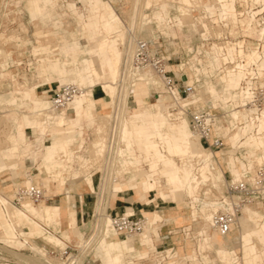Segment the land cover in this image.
I'll list each match as a JSON object with an SVG mask.
<instances>
[{
	"label": "rangeland",
	"instance_id": "1",
	"mask_svg": "<svg viewBox=\"0 0 264 264\" xmlns=\"http://www.w3.org/2000/svg\"><path fill=\"white\" fill-rule=\"evenodd\" d=\"M149 1L150 0H0V148L3 150L8 148L11 145L9 138L24 136V131L27 140L33 142L39 137V133L26 127L34 125V120L39 126H41L42 123L47 122L50 118L59 116L57 112L52 110L50 100L60 89V85L64 83L65 78L60 81V77L63 78L65 76L66 70L70 71V73H67L69 74L68 83H76L71 86L76 88L79 87L85 92L96 90L102 94L105 100H108L109 98L105 96L103 86H112L114 92L112 93L111 91L109 94L111 93V95L113 94V97H116L118 90H120L118 83L120 81L124 56L128 50L127 42L130 38L129 32L131 28H135L134 30L136 33L134 35L137 38L144 40H152L157 36L163 37L161 40H166L168 37L166 33L169 31L175 32V37L178 38L173 41L175 42V45L170 42V44H163L165 47H170L171 45V47L180 54L179 56H174L172 58L170 62V64H172L170 68L171 71L177 73L174 69L177 70L179 67L173 66L179 64L178 57H181L184 62V71L192 74V76L196 73L191 71L192 65L199 68L206 65V55L205 60H203L204 58H202V56L199 57L198 55L202 52H205V54L207 52V48H203L206 46H202L204 43L202 41V34L206 33L202 26L209 24V29L212 33V27L215 24L212 22L210 13L207 14L204 10V5L210 4V0H202L203 8L201 6L194 13V18H198L197 21L200 24L197 25L196 31H194L195 28L191 26L194 23L190 17L184 19V28L174 29L175 21L169 20L177 15L174 8L171 9L170 18H167V13L164 10V27L158 28L154 21L150 23L151 19L156 15V13L154 14L152 12L158 10V7L160 6L164 7L166 2L167 4H170L173 0H154L155 2L148 5ZM254 1L256 0H242V3H237L236 8L239 11L240 16H243L246 12L255 10L256 8L259 10L264 9L261 2ZM174 2L175 3L173 4L175 5L177 3L178 6L186 4V0H175ZM234 2L235 0H231L230 3L226 4L231 5L233 7L232 9L225 10L222 8L224 15H227V19L232 27L237 26L235 25L237 24V21H234L231 15L234 10ZM104 9L110 11L111 14L112 11L116 12V15L120 18L118 20L120 24L119 30L116 32L117 34H114L113 36H108L106 32L102 30L98 36L93 38L90 36L89 32L95 24H101L102 27L111 28L112 26H109L108 23L117 20L116 17L113 19L108 18V16L105 17ZM31 11L34 12V18H31L29 15L31 14ZM215 11H219L218 8L213 12L215 13ZM142 12L149 15L147 21H144L146 17L143 16ZM217 14L218 13L215 15V22L218 24L221 19L217 17ZM262 14L264 15V13ZM246 16L247 15H244L245 18L242 17L244 18L242 24L247 21ZM237 20H239V18H237ZM239 23L240 22H238V24ZM251 24L253 25L252 22ZM251 24L249 22L250 26H252ZM240 26L242 27L241 24ZM247 35L250 36L247 39V46L248 50H251V53H243L242 49L239 50L233 44L226 45V56H224V53L226 52L223 50V47L219 46L217 50L223 62L228 59L232 60L233 64L235 63L240 70L229 68L223 75H219V72H216V74L212 75L211 79L207 78L206 74L202 72L200 81L197 82L198 80L195 78L194 82V85L199 86L198 89L201 91L205 90L206 82L210 79L216 85L219 93L223 94L225 91L220 78L225 74L226 79L234 80L236 85H240L239 79H242V71L245 74L242 81L246 78V73L243 70L242 64H237L235 61L236 58H238V55L248 60V65L253 62L257 63L261 59V56L253 50L256 33L250 32L247 33ZM106 36L111 41L110 45L113 49H106L107 52L105 51L104 55L109 53L115 58L118 57V62L115 59V63L117 62L116 65L118 66L117 69L115 68V74H111L108 67L103 65L104 57H101L98 59L96 65V71L99 75L98 77L95 76L96 79L98 78L97 86L95 88H91L87 85L79 86L80 76L78 70L82 69L81 63L86 59L92 61L96 58L95 54L99 51V47L103 43V38ZM75 40L80 44V49L78 50V43H76ZM239 41L240 40H237L236 42L238 43ZM158 42L161 43L160 41ZM156 47L164 52V48L162 50L158 45H156ZM191 48L194 49V52H197L194 53L193 56L188 53ZM132 50L133 47H130L129 51ZM219 56L216 54V58ZM187 60L189 61V65L185 63ZM262 65L263 67L261 68H264V63ZM262 70L263 69H260V71ZM187 76V84L192 85L191 76L189 74ZM144 83L150 84L148 86L151 95L147 90L148 86H144L138 91L142 98L138 99L135 97L134 101V96L131 97L128 106L127 94L129 93V90L127 87H124V97L118 117L119 121H121V123L118 124V126L121 125V140L123 139L122 136L124 137L123 145L121 147L120 144L113 145V151H111L112 160L109 161L108 165L104 161L98 162L99 159L96 157H98L99 154L95 153L98 151L96 144L100 141L99 139L102 138L104 140V137L106 139L109 135V125L112 121L111 111L116 102L115 99L113 100L114 104H112L111 109L109 110V117L101 118L99 126L95 127V129L85 130L84 135L86 141L84 149L79 155L71 153L69 161L64 164L66 167H69L65 176L62 177V172L65 170L58 172L59 177L61 176L60 179L65 178V181H67V183L65 182V186H60V182L51 183L52 193L46 194V199H43L41 202L31 203L35 207L44 205L55 206L62 203L66 196L65 191H70L69 194L71 196L80 192L88 194L93 193L89 195L87 199L89 202L91 201L87 210L90 213V216L85 218V222L80 220V217L77 220V228L84 234L83 240L80 241L79 238L71 234V239L65 242L62 237V231L66 229L64 221L62 222L63 225H61V229H55L42 222L41 225L45 230V236H32L27 245L23 248H18L2 240L3 232L0 230V264H49L47 262L48 259L49 261L53 260V262L57 260L55 263L59 264L58 262L60 261L57 259L59 256L56 257L58 246H54L48 242L46 237L51 238L55 236L60 238L70 247V252L73 251L74 255L81 249L86 250L85 248H81V245L85 242L91 241L96 231L95 226L98 221L97 207L99 204H97V202L98 199H100L101 203L103 188L105 187V185L102 187L104 163L105 167L107 165L108 169L107 176L109 177H107V179H110L109 181L107 180L108 185L106 184V188L107 186L108 188L103 202L105 205L107 198V209L110 200L113 197L112 190H114L118 184H133L135 181L134 178L143 174L150 175L152 177L147 178V181L151 180L152 184L153 182L157 184L155 192L151 193L152 196L158 198L157 193L161 194L163 192L167 196V200L165 199L166 204L163 206H170L172 211H175L177 207L174 189L178 187L181 192L180 197L183 199L185 206H187V211L184 212H187L188 216L184 219V224L178 225L180 229H176L177 235L175 237L178 239L184 238V236L180 234L182 230H184L185 234H188L185 241L186 248L188 247V241H192L194 245L193 248H197L200 254L206 256L204 258L206 263L231 264L229 261H223L219 258L216 250L212 248L210 237L215 233L218 236L219 241L220 239H222L223 242L225 240L228 246L233 247L237 251L238 260L235 264H245L244 251L239 250L234 241H229L228 237H223L212 226V219L216 213H223L226 208L225 201L227 200L228 195V184H230L232 180L239 181L242 179L244 171H253L257 166L264 165V154L259 142L261 139L264 140V129L260 130L258 123H256V125H251L249 119L253 118L252 113H249L246 109L242 108L243 100L246 101V103L250 100L247 101V89L243 88V84L239 86V89L235 92L238 96L232 100L234 109L230 113H226L227 111L224 109V103L227 100L224 98H213L211 94L208 93L210 92L209 90L208 92L206 91V93H202L201 96L198 95L196 98L190 100H188L189 97L184 96V99L187 98L186 101L179 97L176 98L175 101V99L167 93V89L164 88L161 80L155 75H146V79L140 84L143 86ZM140 84L138 85L139 87ZM148 94L149 96L146 97V101L144 97ZM154 96H157V99L154 98ZM139 100L140 103L143 101V103L140 104L142 107L145 105L146 109L150 111L155 110V113L149 114L147 111L148 119L151 121L147 125V128L150 130L145 131L142 135H135L134 131L140 132V130H137L136 128L130 129V126L126 123H130L134 126L133 124L137 122L136 118L135 120H130V117L132 116L130 109L134 110L138 108L137 101ZM187 106H189L188 114L184 110ZM160 107L163 109L160 110ZM210 109H217L216 112L218 118L216 117L215 121L217 128L216 131L218 135L224 136L227 141L224 148L213 149L212 151L204 145L208 152H203L200 145V136L193 129L192 130L196 135L192 132L190 121H192V115L195 112L209 111ZM142 112L146 113V111ZM41 113H43V115H40ZM262 115H264V113ZM96 117L97 116L95 115V118ZM181 123H184L190 129V132L193 135L192 139L185 140L183 138H168V130H170L171 127H179ZM240 124H245V126L240 127ZM50 132L51 129L49 130V133ZM131 137L135 138L132 147ZM239 137L241 138L240 144H243L248 139H256V147L254 150L247 147L235 151L232 145L237 143ZM51 140V136H45V142ZM140 143L143 147L140 146ZM122 149L125 151L123 154L121 153L122 158L118 159V154H120V150ZM34 150L39 152L40 146L36 144ZM146 151L148 155L152 154L154 151H156V154L153 153L151 159H149L145 155ZM157 156H160L161 158H158ZM16 161L18 162L20 169L25 172L27 176L30 174H37L41 180L47 178V172L45 167L42 166L40 154L34 160L31 154H23L21 149ZM155 164L156 167L153 168L152 166ZM115 174H118L116 183L113 182V177L116 176ZM92 175L95 192H89L85 181ZM30 177L32 178L31 175ZM33 179V186H41L36 178ZM24 180L25 179L23 178L14 180L13 175L9 170L0 173V194H2L3 197L13 206H16L17 193L25 188V186L22 185ZM61 181L64 182V179ZM171 181H177V185L174 183L172 184ZM194 187L196 188L195 190H193ZM100 189H102L101 192ZM53 192L60 194V196H57L54 200H48V196L52 195ZM26 202L30 204V201ZM247 205H249V207H246L242 214L239 212L238 215H247L249 210L259 213L260 216L255 219V222L257 228H261L264 225V199ZM183 206L184 204H182L181 207ZM74 208L76 210L75 205ZM3 209L5 210V207H3ZM189 209L191 210L190 214ZM13 211L14 210H12V212ZM107 214L110 215L108 211ZM107 214L105 211L106 219L104 221L102 218V226L104 222H106L108 223V226L112 228L111 219L107 217ZM156 228L159 230L160 227L154 226L151 229H148L147 225L145 232L141 236L135 235L134 237H129V239L139 241L147 233L149 236H151L150 234H152V232L157 233ZM234 229H236V227H234ZM15 230L18 238L23 242L28 236L22 237L21 234L30 232L29 227L24 224H21L20 226L15 224ZM48 232H51L53 235H48ZM252 234V231H250L244 236L247 238H253ZM101 235V231H98L97 237L88 244L89 246L87 245V253L90 252V255L88 258H84L85 256L82 257L81 262L84 261L85 264H102L98 259V243L95 242V240L97 241ZM64 237L66 236L64 235ZM118 238L121 240L126 239L121 236ZM206 239H208L207 243L205 241ZM158 243V237H154L152 246L155 245L158 250L157 252H160L164 249L158 248ZM33 244L38 245L39 247L36 248L41 249L43 254L47 251V255L42 256L41 253H37L36 250L31 249ZM177 244L180 245L179 243ZM219 245L222 247V244ZM216 247H218L217 243ZM257 247L259 246L257 245ZM140 248L142 251L147 249V247ZM148 252L149 258L142 261L141 264H159V262L165 259L166 254L160 257L158 253H153L149 250ZM130 258L131 257L128 258V261H130ZM170 261H172V259ZM168 262L169 260L165 259L163 264H168ZM171 263L173 264V262ZM184 263L192 264L187 261Z\"/></svg>",
	"mask_w": 264,
	"mask_h": 264
},
{
	"label": "crops",
	"instance_id": "2",
	"mask_svg": "<svg viewBox=\"0 0 264 264\" xmlns=\"http://www.w3.org/2000/svg\"><path fill=\"white\" fill-rule=\"evenodd\" d=\"M174 1L175 0L170 2V4L168 3L169 5L166 2L164 7L160 6L162 9L158 7L159 9L154 11V14L156 13V15L153 18V21L157 24L156 26L158 28L164 27L165 17L163 13H165L166 11L167 18H170L172 8H174V10L177 12L176 13L177 15H175L173 19L170 18L169 20H174L176 24L175 26L178 29L183 28L184 18H182L181 16L185 15V13L187 12L186 7L189 5V1L186 0V5L184 6H178L177 3L175 4L176 5L175 6L173 4L175 3ZM153 2L155 1L150 0L148 5H151ZM237 3H242V0H235L234 2V10L232 12L233 14H231L232 19L234 21H238L237 18H239L240 16L239 11L236 8ZM29 15L31 18H34L33 11H31V14ZM104 16L105 17L108 16V18H112V19L116 17L117 20H113L108 23L109 26H112L111 28L102 27L101 24L98 25L95 24L94 27H92V29L89 32L91 37L95 38L102 32V30H104L108 36H113L114 34H117L116 32L119 30V25H120L118 20L120 18L116 15V12L112 11L111 14L110 11L105 10ZM166 35L168 36L167 41L175 45V42L173 41H175V39H178L177 37H175L176 36L175 32L169 31L168 33H166ZM245 42H247V40L240 42L239 44L236 45L233 44V45L236 46L239 50L242 49L243 53H251V50L248 51L244 50ZM76 43H78V47H77L78 50L80 49V44L78 41H76ZM110 44L111 41L106 36L105 38H103V43L102 45H100L99 51L95 54L96 58L92 61L86 59L81 63L82 69L78 70V74L80 76L79 86L87 85L91 88H95L97 86L98 78L96 79L95 76L98 77L99 75L96 71V65L98 63V59L101 57H104L103 65L108 67L110 73H111L110 70L111 68H113L114 70L115 68L117 69L118 66L116 65V63L118 62V57L115 58L113 57L112 54L109 53L105 54L106 56L104 55L106 49L107 50L113 49V47ZM219 46L221 45L214 44V47L211 50V52L208 51L206 52L207 64L204 65L202 68L196 67L194 65L191 66L192 70L191 69L189 70L193 71V73L199 72L197 73L198 76L196 73L192 76V74L186 72L185 75L187 76L189 74L192 78V85H194L195 78L198 81H200L202 72L206 74L207 78L211 79L212 75L216 74V72H219V75H223L229 69L224 67V63L226 61L223 62L221 57L219 56L220 54H218L217 50ZM192 51H194V49L191 48L189 49L188 53H191ZM216 54L219 57L216 58ZM226 55L227 53H224V56ZM239 57L241 56L238 55V58ZM238 58H236L235 60L236 62ZM115 59L117 61L116 63H115ZM227 61H232V60L228 59ZM181 68H184V65H182ZM174 70L177 71L176 69ZM67 73H70V71L66 70L65 76L63 75L64 76L63 78L60 77V81H62V79L65 78L64 79L65 84L68 83L69 74ZM225 75L220 78V81L223 84L225 91L223 94L219 93L216 85L210 79L206 82V89L202 91L200 90L199 92L201 95L202 93H206V91L208 92L209 90L210 92L208 93H210L213 98H224L225 100H227L224 103V109L227 111L226 113H230L234 109L232 100L233 98H236L238 96V94L235 92L239 89V86H241V84L245 82V79L238 86L236 85L234 80L226 79ZM64 83L61 84L60 86L63 87L65 85ZM148 85L150 84L144 83L143 86L140 84V87H144ZM103 89L105 90L104 91L105 94L107 92L106 95L107 98H109L108 100H105L102 94L99 93L98 91L90 90L88 92H85V95H83L82 97L77 98L75 102L71 104L69 110L58 113L59 116L50 118V120H48L47 122L42 123L41 126H39L34 120V125L26 127L29 129H33L34 132L36 133H39V137L36 138L33 142L27 140L25 131L23 132L24 136L9 138L11 145L5 150L0 148V173L8 170L11 171L14 180H18L19 178L25 179L24 182L22 183V185H24L25 187L29 185H34L33 178H36L37 182L39 181V184L41 185L39 187L45 188L48 193H52L51 183L60 182V186H65L67 181H65V178H63L64 182H62L61 180L63 179H60L61 176L59 177L58 172L65 170L64 172H62V177H64L65 173L69 168L66 167L64 164L69 161L71 153H74L75 155L81 154L82 150L84 149V145L86 141L84 135L85 130L95 129V127L99 126L101 118L109 117L110 115L109 110L111 109V106L114 103L113 101L114 97L113 94L111 95V93L109 94V92L111 91L112 93L114 92L113 87L103 86ZM246 89H247L246 92L250 91L251 93L250 85ZM147 90L151 95L149 86ZM149 94L145 95L144 97L146 101H147L146 97H148ZM36 95H37V91H36ZM135 97L138 99L142 98V96H140L139 93H135ZM154 98L157 99V96H154ZM137 103H138V108L134 110L130 109V112L132 114L130 120H135L134 118L137 116V114L140 115L142 119L137 120V122L135 123L136 125L133 124L134 126H132L130 123H126V124L130 126L129 127L130 129H134V128L137 129L138 126H142L145 132L147 130H150L147 128V125L151 122L148 119L147 111L149 112V114H152L155 113V110L150 111L145 108V105L144 107H142V105L140 104H142L143 101L142 103H140L139 100L137 101ZM162 109L163 108L160 107V110ZM142 111H146V113ZM95 115L97 116L96 118ZM50 129L51 132L49 133ZM46 135L51 136L52 140L49 142H45ZM134 139H135L134 137H131V147L133 145ZM240 143H241V138L239 137L237 143L232 145L235 151L247 147L254 150V148L256 147L255 145L256 139L255 140L248 139L243 144ZM36 144L40 146L39 152H36L34 150ZM200 145L202 147L203 152L205 151L208 152V150L205 147H203L202 143H200ZM140 146L143 147L141 143ZM21 149L23 151V154L24 153L31 154L34 160L40 154L42 159V166L45 167L47 172V178H43L41 180L38 177L39 175L30 174L32 176L31 178L30 175L27 176L26 173L20 169L16 159L18 158ZM124 151L125 150L122 149L121 153L123 154ZM153 153L156 154V151H154ZM152 154L148 155L146 151L145 155L146 157L151 159ZM158 158L161 157L159 156ZM152 167L153 168L156 167V164ZM243 176L244 174H242V177ZM149 177L152 176L143 174L139 177L134 178L135 181L133 179L134 182L133 184L131 183L132 185L130 183L118 184L116 188L112 190L113 197L110 200L108 209H107L108 200L106 198L104 205L105 207L104 213L106 211L107 214L108 211V213H110L112 217L120 216L126 212L128 214L134 213L137 218L143 217L148 219L150 224L152 225L151 228L154 226L160 227L159 230L156 228L157 233L152 232V234H150L151 236L144 235V237L139 241L129 239V237H127L124 240H121L118 238L119 235L117 234V232L113 228L109 227L108 223L104 222L101 228L102 235L97 241L95 240V242L98 243L99 261L102 264H141L142 261L149 258L148 250L153 253H159L157 252L158 250L156 246L155 245L152 246L153 238L158 237L159 243L157 244V247L164 249L161 250L160 252L166 254L165 259L169 260L168 264H170L171 262H173V264H185L184 262L186 261L191 262L192 264H212V263H206L204 261V258L206 256L200 254L197 248L196 249L193 248L194 245L192 241H188V247L186 248L185 241L187 238L186 236H188V234L186 235L184 230H182V232L180 233L182 236H184V238L178 239L175 237L177 235L176 229L178 228L180 229L178 225L184 224V219L186 218V216H188L187 212H184L187 211L186 210L187 206H185L183 199L180 197L181 192L179 191L178 187L174 189L177 207L175 211H172L170 206H163L164 204H166V200H167V196L163 192L161 194L157 193L158 198L152 196L151 193L155 192V188L157 187V184L155 182H153L152 184L151 180L147 181V178ZM85 181L89 192H95L93 175L88 177ZM171 182L172 184L174 183L175 185H177L176 184L177 181L175 182L171 181ZM195 189L196 188L194 187L193 190ZM65 192H66V196L64 197L60 205H55V206L44 205L40 207H35L31 203L29 204L27 202L26 203L24 202L22 208L13 206L9 201H7L3 197L2 194H0V230H2L3 232L2 240L18 248L20 247L23 248L27 245L29 239L32 236L33 237L45 236L44 234L45 230L41 225L42 222H44L46 225L52 226L55 229H61L62 227L61 225H63L62 222L64 221L66 229L62 231V237L64 238L63 240L67 241L71 239V234H73L77 238H79L80 241H82L84 234L80 232L79 229L77 228L78 227L77 220L80 217V220L85 222V218H88L90 216V213L87 210L89 208V205L91 204V201L89 202L87 199L88 196L93 193L88 194V193L80 192V193H76L74 196H71L69 194L70 191H65ZM57 196H60V194H56L53 192L52 195L48 196V200L51 199L54 200L56 199ZM74 198H75V203H74ZM1 199L5 201V204L1 202ZM97 204H98L97 219H98L100 199H98ZM182 204H184L183 207H181ZM74 205L76 206V210L74 208ZM3 207H5V210L3 209ZM12 210L14 211L12 212ZM190 212L191 210L189 209V214ZM259 216H260L259 213L254 212L252 210H249L247 215L239 216L236 229H234L227 236L229 241L235 242V245H237V248L239 250L244 251L243 253H244L245 264H264V225L261 228H257V224L255 222V219ZM15 224L19 226L21 224H24L29 227L30 229L29 233L21 234L22 237L28 236L27 238H25L24 242L18 238L17 232L15 230ZM250 231H252L253 233L252 235L254 239L247 238L246 236H244L245 234H248ZM48 235H53V234L51 233ZM64 235L66 237H64ZM46 240H48V242H50L54 246L61 247V245L58 242H56L52 237L51 238L46 237ZM205 241L207 243L208 239H206ZM210 241L212 248L216 250V253L219 258H221L223 261H229V263L231 264L237 263L238 260L237 251L233 247L228 246L225 240L224 242L222 241V239H220L219 241L218 236L215 233H213L210 237ZM177 243H179L180 245H178ZM216 243L218 247H216ZM219 244H222V247H220ZM257 245L259 247H257ZM34 246L39 247L38 245L33 244V247H31V249H33ZM140 247H147V249L142 251ZM164 254H161L160 256ZM129 257H131L130 261H128ZM171 259L172 261H170Z\"/></svg>",
	"mask_w": 264,
	"mask_h": 264
},
{
	"label": "built area",
	"instance_id": "3",
	"mask_svg": "<svg viewBox=\"0 0 264 264\" xmlns=\"http://www.w3.org/2000/svg\"><path fill=\"white\" fill-rule=\"evenodd\" d=\"M259 6V5H258ZM199 8H193L190 13V19L193 21L194 24L192 26L197 27L199 22L197 21L198 18L195 17V12ZM258 9V8H257ZM259 10V9H258ZM206 12V11H205ZM263 12H259L258 16L256 18L260 21L258 28H261V26H264V15ZM207 14H209L207 12ZM247 15V14H244ZM243 15V17H244ZM242 18V17H241ZM228 22V21H227ZM200 25V24H199ZM222 26L226 27V22L223 21L221 23ZM228 25V24H227ZM209 26V24H208ZM216 27V24L212 27V33L210 32L209 27H203L205 32L203 33L202 41L204 42L202 46H206L203 48H207L206 51L211 52L212 43L213 41H218L221 47H223V50L227 53V44L232 42L233 44H237V40H247L248 36L245 34L244 29L240 28V33L242 32V35L238 36L237 38H232L231 35L225 34L222 38H218L214 34V29ZM229 27V26H227ZM195 28L194 30H196ZM257 34V33H256ZM206 36V39L204 38ZM163 37H154L152 40H144L137 38V43L134 48V52L129 60L123 61V68H122V83L121 85H130L133 86L140 81V76L142 73L145 72H151L155 75H158L159 77L163 78L164 85L167 89V93L171 95L175 101L176 97L174 94V91H177V95L182 100L184 99V96L190 97V95L195 94L196 88L193 85H188L187 82L183 79L185 71L182 70L180 67L184 62L182 61L181 57H178L179 64L174 65L173 67L177 66L180 67L177 69V73L174 71H171L170 64L172 58L175 56H179L180 54L177 53L174 48L171 47H165L163 44H170L166 40H161ZM167 39V38H166ZM160 41L161 43H159ZM206 43V44H205ZM160 49L163 50L162 52ZM254 46L256 50L261 53L263 59H264V39L260 37L255 36L254 38ZM169 48V49H168ZM244 49L247 51L248 46L247 42L244 44ZM173 50V51H172ZM194 52L192 51L190 54L193 56ZM205 52H202L200 56L204 58L205 60ZM187 59V58H186ZM241 63L242 65H245L247 60L246 59H238L237 61ZM187 65H189V61H185ZM236 64H233V61H226L224 63V67H230L234 69ZM252 70L255 71V75H251L250 79L253 81L254 84V90H253V99L251 102H248V107L256 110L257 113H261L264 110V85H262V78L258 75V70L256 65H252ZM104 92V91H103ZM105 94V93H104ZM81 95V90H79L76 87L73 86H66V87H60V89L54 94V96L51 98V103L53 105V108L57 113H60L62 111L69 110L71 107V104L74 102L75 98ZM107 97V95L105 94ZM133 97V95L130 96V98ZM129 98V99H130ZM135 101V99H134ZM190 106V105H189ZM189 106L185 107L184 110L188 114ZM217 109H210L209 111H198L195 112L192 115V121L191 125L195 132L198 133L200 136V141L204 145H206L209 150L213 149H220L224 148L226 146L227 139L222 136L218 135L215 118L217 116ZM240 127L245 126V124H240ZM250 171V170H249ZM245 175L243 179L239 182H233V180L228 184L227 187V194L228 196L238 197V201L234 203V211L233 212H223L218 213V215L215 216L214 220V228L222 235H228L232 232V228L236 223V216H238V213L241 212L242 208L247 205L254 202H257L258 200L264 199V165L257 166L252 173L250 172H243ZM47 190L43 187L39 186H32L31 188L25 187L20 190V192L17 193L16 197V206L18 208L23 207V203L26 201H30V203L34 202H41L43 199H46ZM20 206V207H19ZM111 218V224L112 227L116 230L117 234L121 237L127 238L128 235L134 234V235H140L144 231L145 226V220L144 218H137L134 213L128 214L127 212L120 215L112 217ZM86 250H79L77 251V254L74 255L73 251L70 252V247L66 245V247L61 248L58 246V253H56V257L59 256L60 262L59 264H85L84 261L81 262L82 257L88 258L90 255V252H88L87 246L85 247ZM47 254V251L45 255ZM159 255L164 254L159 252ZM161 257V256H160ZM162 260L159 262V264H163ZM91 264V263H88Z\"/></svg>",
	"mask_w": 264,
	"mask_h": 264
},
{
	"label": "bare ground",
	"instance_id": "4",
	"mask_svg": "<svg viewBox=\"0 0 264 264\" xmlns=\"http://www.w3.org/2000/svg\"><path fill=\"white\" fill-rule=\"evenodd\" d=\"M139 1H141V0H139ZM188 1H190V3H189V5L186 7L187 8V12L185 13V15H182L181 17L182 18H186V17H190V13H191V10L193 9V8H200L201 6H202V0H188ZM225 1V2H224ZM230 1L231 0H210V4H207V5H204V10L206 11V12H208V13H210V16H211V18H212V22H214L215 24H216V27L215 28H213L214 29V34H215V36L216 37H218V38H222L225 34H229V35H231V37L234 39V38H237V36H240V35H242V32L240 33V28H241V26H240V24L242 25V27H243V29H244V31H245V34H247V33H250V32H255V33H257L256 34V36L257 37H259V34H260V37L262 38V39H264V26H261V28H258V26H259V23H260V21L256 18V16H258V14H259V12H263V10L264 9H261V10H258L257 8L255 9V10H251V11H249V12H246V14H247V16H246V20L247 21H245V23L244 24H242V22H243V19L245 18H242L241 19V17H243V16H239V20L237 21V24H235V25H237L236 27H232L231 25H230V23H229V21H228V19H227V15H224V13H223V11H222V8L223 9H225V10H227V9H232L233 7L231 6V5H226V4H228V3H230ZM251 1H253V0H251ZM84 2V1H83ZM211 2H213V3H211ZM254 2H261L262 4H263V6H264V0H256V1H254ZM139 4V3H138ZM186 5V4H185ZM140 6V5H139ZM139 6H138V8H139ZM143 6V5H142ZM184 6V5H183ZM143 8V7H142ZM147 8V7H146ZM161 8V7H160ZM202 8H203V6H202ZM218 8V10L219 11H215V13L213 12L215 9H217ZM136 9V8H135ZM134 9V10H135ZM162 9V8H161ZM137 10H139V9H137ZM150 12H151V10H150ZM135 13V12H134ZM138 13V12H137ZM143 13V12H142ZM152 13H154V12H152ZM216 13H218L217 14V17L219 18V19H221L220 20V22L217 24L216 22H215V18H216ZM220 15V16H219ZM134 16H135V14H134ZM143 16L144 17H149V15H146V13H143ZM151 16V15H150ZM135 19V18H134ZM147 19L148 18H145V21H147ZM139 20V19H138ZM223 21H225L226 22V27H224V26H222L221 25V23L223 22ZM228 21V22H227ZM151 22H153V18L151 19V21H150V23ZM238 22H240L239 24H238ZM249 22H250V24H251V22L253 23V25L252 26H250L249 25ZM171 23V22H170ZM195 23V22H194ZM228 24V25H227ZM134 25V24H133ZM176 25V24H175ZM192 26V25H191ZM227 26H229V27H227ZM193 28H197V27H194V26H192ZM202 27H209L208 26V24H205V25H203ZM183 28H184V26H183ZM135 28H131L130 29V34H129V36H130V38H129V40H128V42H127V45H128V50L126 51V53H125V56H124V60H129L130 58H131V56H132V54H133V52H134V46L136 45V43H137V37L134 35L135 33H136V31L134 30ZM158 29V28H157ZM174 29H178L176 26L174 27ZM194 31H196V30H194ZM206 33H207V31H206ZM204 38L206 39V36H204ZM168 39V38H167ZM167 39H166V41H167ZM243 41H245V40H240L237 44H239L240 42H243ZM214 44H217V45H220L219 44V42L218 41H213V43H212V47H214ZM228 44H233L232 42H230V43H228ZM227 44V45H228ZM234 45H236V44H234ZM130 47H133V50L132 51H129V49H130ZM176 49V48H175ZM213 49V48H212ZM211 49V50H212ZM245 50V49H244ZM253 50L256 52V53H258L260 56H261V59L257 62V63H251L250 65H248V60H247V62H246V64L245 65H242V67H243V70L245 71V73H246V78H245V82L243 83V85H244V87L243 88H247V87H249V85H250V87H251V93H250V91L249 92H247V101L248 102H251L252 101V99H253V97H254V95H253V90H254V84H253V81L250 79V76L251 75H255V71L254 70H252V65H256L257 66V70H258V75L262 78V85H264V68H261V67H263V63H264V59H263V57H262V55H261V53L258 51V49L256 50V48H255V46L253 47ZM176 51V50H175ZM246 51V50H245ZM199 56V55H198ZM239 59V58H238ZM238 59H237V61H238ZM240 59H244V58H241L240 57ZM123 60V61H124ZM252 60V59H251ZM238 63V62H237ZM239 64H241V63H239ZM182 65H184V64H182ZM181 65V66H182ZM111 66V65H110ZM237 66H235V68H234V70L236 69V70H240L239 69V67H237ZM122 68H123V65H122ZM227 68H230V67H227ZM260 69H263L262 71H260ZM111 70V74H115V70L113 69V68H111L110 69ZM182 70H185V69H183L182 68ZM148 74H150V75H155V74H153V73H151V72H145V73H142L141 74V76H140V81L138 82V83H136L134 86L132 85V84H130V85H128V84H126V85H121V81H122V71H121V74H120V81H119V83H118V86L120 87V90H118V93L116 94V97H114V99H115V104L113 105V108H112V121H111V124L109 125L110 126V128H109V130H110V132H109V135L107 136V138L105 139V137H104V140L102 139V138H100L99 140V142L96 144V148H97V153H95V154H99L98 155V157H96V158H98L99 159V161L98 162H100V161H104L107 165H108V163H109V161H111L112 159H111V151H113L112 149H113V145H119L120 144V147L123 145V139L121 140V134L122 133H120V128H121V125H119L118 126V124H120L121 123V121H119V114H120V109H121V105H122V101H123V97H124V87H127L128 88V90H129V93L127 94L128 95V97H127V100H128V102H127V106H128V104H129V98H130V96L131 95H133L134 96V99H135V93H138V91L140 90V89H142L143 87H139L138 85L141 83V82H143L145 79H146V75H148ZM186 74V72L184 73V80L186 81V79H187V76L185 75ZM157 78H159L160 80H161V83L163 84V86H164V88H166L165 87V83H164V81H163V78H161V77H159L158 75H155ZM245 77V74H244V72L242 71V79ZM242 79H239L240 80V84H241V82H242ZM197 82H199V81H197ZM72 84H74L75 85V83H72ZM72 84H70V83H67V84H65L63 87H66V86H71ZM78 86V85H77ZM195 88H196V91L198 90V92L197 93H195V94H192V95H190V97H189V99L188 100H190V99H193V98H196L198 95H200V89H198L199 88V86L198 85H193ZM78 89L79 90H81V95L80 96H78V97H76L75 98V100L77 99V98H79V97H82L83 95H85V91L83 90V89H80L79 87H78ZM135 92V93H134ZM174 94H175V97L176 98H178V95H177V91H174ZM201 96V95H200ZM75 100H74V102H75ZM186 101V100H185ZM73 102V103H74ZM248 102L246 103V101H244L243 100V106H242V108H244V109H246V111H248L249 113H252V117L253 118H250L249 120H250V122H251V125H256V123H258L259 124V127H260V130L261 129H264V115H262L263 113H264V110L261 112V113H257L256 112V110H254V109H252V108H249L248 107ZM50 105H51V108H52V110L54 111V112H56L55 111V109L53 108V105H52V103H51V100H50ZM46 111V110H45ZM48 112V111H47ZM43 113H45V112H43ZM43 113H41L40 115H43ZM54 114V113H53ZM39 115V116H40ZM44 116H46V115H44ZM41 117V116H40ZM122 118V117H121ZM137 120H141L142 118H141V116L140 115H138L137 114V116L135 117ZM134 118V119H135ZM118 121H119V123H118ZM215 121H216V118H215ZM119 128H118V127ZM190 128H191V130L193 129L192 128V125H190ZM140 130V132H138V131H134V134L135 135H142V133L144 132V128L142 127V126H138L137 127V130ZM192 132H193V130H192ZM194 134H195V132H193ZM197 133V132H196ZM119 134H120V140H119ZM196 135V134H195ZM99 136V135H98ZM105 136V135H104ZM192 133L190 132V129L184 124V123H181V125L179 126V127H171L170 128V130H168V135H167V137L168 138H183V139H185V140H191L192 139ZM122 138H123V136H122ZM97 139V138H96ZM95 139V140H96ZM96 141H98V140H96ZM259 142H260V146H261V150H262V152H263V154H264V140H259ZM94 148V147H93ZM116 149V148H115ZM94 151H96V150H94ZM121 151V150H120ZM107 156H106V155ZM96 156V155H95ZM94 156V157H95ZM117 158V157H116ZM119 158H122V155H121V152H120V154H118V159ZM93 161V160H92ZM96 162H97V160H96ZM105 163H104V166H103V168H104V174H103V177H102V187L105 185V187L103 188V196H102V199H101V203H100V207H99V212H98V221H97V225H96V231H95V235L92 237V239H91V241H88V242H85L83 245H81V248H85L88 244H90L94 239H95V237H97V235H98V231H101V226H102V218H103V220H105L106 219V215H105V213H104V210H105V207H104V196H105V194H106V190H107V188H108V186H107V188H106V184L108 183V181L110 180H108L107 179V177H109V176H107V174H108V169H107V165H106V167H105ZM111 164H112V162H111ZM90 165V164H89ZM94 165V164H93ZM88 168V167H87ZM249 173L251 172L252 173V171L250 170V171H248ZM87 173V172H86ZM246 174V173H245ZM244 174V175H245ZM116 175V174H115ZM118 175V174H117ZM117 175L116 176H114L113 177V182L114 183H116L117 182ZM244 177V176H243ZM243 177H242V179H243ZM241 179V180H242ZM105 180H106V182H105ZM108 180V181H107ZM241 180H239V181H241ZM239 181H233V182H239ZM108 185V184H107ZM33 185H29V186H27L28 188H31ZM101 190L102 189H100V192H101ZM99 197H100V195H99ZM238 201V197L237 196H235V197H232V196H228L227 195V200L225 201V203H226V208L224 209V211L223 212H233L234 211V203L235 202H237ZM1 202L3 203V204H5V201L4 200H2L1 199ZM207 207H208V205H207ZM224 207V206H223ZM246 207H249V205H245L243 208H242V210H241V214L243 213V211H244V209L246 208ZM210 208V207H209ZM209 210V209H208ZM219 213V212H218ZM218 213H216L215 215H214V217H213V219H212V226L214 227V220H215V216L216 215H218ZM239 216H241V215H238V216H236V223H235V225L233 226V228H232V231L234 230V227H236L237 226V221L239 220L238 219V217ZM107 217H109V216H107ZM110 218V217H109ZM246 218V217H245ZM111 219V218H110ZM144 220H145V226H144V231H143V233L145 232V229H146V226L148 225V229H151V224H150V222H149V220L148 219H146V218H144ZM111 226H112V224H111ZM113 228V227H112ZM114 229V228H113ZM115 230V229H114ZM116 231V230H115ZM47 232V231H46ZM100 233V232H99ZM142 233V234H143ZM48 234H51L50 232H48ZM142 234H140L139 236H141ZM145 235H149L148 233L147 234H145ZM222 235V234H221ZM135 235L134 234H131V235H128L127 237H134ZM223 237H227L228 235H222ZM56 242H58L60 245H61V247L62 248H64V247H66V241L65 242H62L60 239H58V238H56L55 236H53L52 237ZM89 246V245H88ZM95 246V245H94ZM89 248V247H88ZM33 250H36L37 251V253H41L42 254V256L44 255V256H46L45 255V253L43 254V251L41 250V249H39V248H36V247H34L33 248ZM32 250V251H33ZM47 258V257H46ZM26 259V258H25ZM48 259V258H47ZM58 259V258H57ZM59 260V259H58ZM21 261V260H20ZM57 261V260H56ZM55 261V262H56ZM32 262V261H31ZM47 262L49 263V264H57V263H55V262H53V260L51 261H49V259L47 260ZM46 262V263H47ZM31 264V263H30Z\"/></svg>",
	"mask_w": 264,
	"mask_h": 264
}]
</instances>
